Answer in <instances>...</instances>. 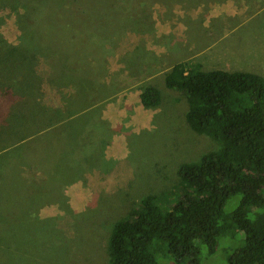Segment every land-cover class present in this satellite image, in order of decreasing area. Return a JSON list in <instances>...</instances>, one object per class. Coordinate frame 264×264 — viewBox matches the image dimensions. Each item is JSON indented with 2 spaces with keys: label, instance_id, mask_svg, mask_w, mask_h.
Here are the masks:
<instances>
[{
  "label": "rangeland",
  "instance_id": "1",
  "mask_svg": "<svg viewBox=\"0 0 264 264\" xmlns=\"http://www.w3.org/2000/svg\"><path fill=\"white\" fill-rule=\"evenodd\" d=\"M70 1L0 0V42L16 45L22 35L33 31L42 37L55 36L58 53L52 56L60 58L51 74L58 77L64 64L71 65L70 82L89 94L92 103H100L87 110L90 128L86 133L90 141L82 147L83 142L77 143V138L63 162L65 168L76 171L69 172V183L53 182L47 177L44 190L34 194L32 205L15 209L12 236L18 242L25 241L27 257L8 260L0 255V264H110L106 248L113 223L135 208L142 196L166 192L178 180L176 169L180 163L196 162L205 152L219 147L218 141L188 126L184 93L164 83V72L187 55L182 34L191 24L202 23L203 19L208 24L212 15L225 22L228 19L229 30L223 28L230 25L221 26L212 35L237 43L236 49L222 42L203 49L204 56L217 64L206 63L203 67L264 76V0L242 2V8L237 6L241 3L204 0L215 7L201 9L188 7L197 5L198 0H190L187 6L188 0ZM63 5L77 9L86 5L90 11L85 17L74 14L70 22V17L65 18L59 9ZM27 7L35 8L37 14L25 17ZM122 7L137 9V13H114V21V10ZM60 21L62 30L60 26L49 28ZM100 22L109 24L104 34L98 33L104 27ZM69 23H77L79 31H83L79 33L76 27L70 40L67 38L71 33H64ZM177 31L180 36L175 34ZM78 37L85 43L78 44ZM2 48L3 43L0 88L14 78L11 68L5 70L2 60L7 47ZM189 62L194 64V59ZM49 69L41 68L45 78ZM146 84L160 91V103L155 107L140 104V87ZM44 89L45 103L57 105L52 84L47 83ZM84 117L77 114L73 120L79 132L88 125ZM25 162L26 167L32 165L30 155ZM238 199L239 195L229 198L224 210L230 211ZM29 210L42 218L44 232H32ZM241 237L237 229L225 233L212 253H208L206 245H200L198 264H228L229 255L242 243ZM157 259L159 264H189L177 263L167 253Z\"/></svg>",
  "mask_w": 264,
  "mask_h": 264
},
{
  "label": "trees",
  "instance_id": "2",
  "mask_svg": "<svg viewBox=\"0 0 264 264\" xmlns=\"http://www.w3.org/2000/svg\"><path fill=\"white\" fill-rule=\"evenodd\" d=\"M59 9L70 22L74 14L85 17L90 11L86 5ZM124 11L132 16L137 13L134 8L115 9L114 21V13ZM32 13L37 14L30 7L25 17L31 18ZM61 23L49 28L62 30ZM100 23L104 27L98 33L104 34L109 24ZM69 25L64 32L71 33L67 39L74 38L76 27L83 32L77 23ZM54 38L33 31L22 35L16 45L0 42L1 50L7 47L2 61L8 69H2L11 68L14 77L0 88V255L8 260H24L29 252L25 241L12 236L15 209L29 208L34 194L44 190L47 177L69 183V172L76 171L65 168L63 162L77 138L82 147L90 141L87 110L100 105L70 82L71 65L64 64L58 77L51 74L60 58L52 56L58 51ZM78 38V44L85 43ZM40 66L50 68L46 78ZM47 83L52 84L57 105L45 103ZM164 83L184 93L188 126L218 141L219 147L196 162L180 163L178 180L166 192L142 196L135 208L113 223L106 248L109 263L159 264L157 256L167 253L177 263L198 264L200 245L212 253L222 235L237 229L242 243L229 255L228 264H264V76L241 70H204L180 61L164 72ZM138 97L145 108L160 103V91L153 84L141 86ZM77 114L88 119L81 132L73 126ZM29 155L32 165L26 167ZM236 195V205L225 211L226 201ZM29 211L32 232H44L42 218Z\"/></svg>",
  "mask_w": 264,
  "mask_h": 264
},
{
  "label": "crops",
  "instance_id": "3",
  "mask_svg": "<svg viewBox=\"0 0 264 264\" xmlns=\"http://www.w3.org/2000/svg\"><path fill=\"white\" fill-rule=\"evenodd\" d=\"M189 1L190 0L185 2L186 6L188 5ZM203 1L204 0H198L199 3L197 5L194 6L193 4H191L188 7L201 9V7L207 8L211 5V4L206 5L205 2H203ZM222 1H225V0H222ZM226 1L233 2V3L234 2L241 3V5H237L240 8L243 7L242 2L243 3L245 2V4H246V2H248V0H226ZM213 2L215 3V0ZM212 6L213 5H211L210 7H212ZM223 6L220 5L218 7L222 8ZM213 7H215V5ZM246 8L249 10L250 6L249 7L246 6ZM195 16L196 15L194 14L191 17H195ZM197 18H198V20H202V19H200L201 16H197ZM195 21H196V19H195ZM202 21H203L202 23L191 24L190 28L188 30L184 31L186 33L182 34L186 38V42H184V44H182V45L186 50L185 52H187L186 56H182V59H183L182 61H191L194 59L195 64H198V65L200 64L202 66V67H200L201 69L208 70V68L206 69L205 67H203V66H205L206 63L215 64V65H217V64H216V62L212 61L209 57L204 56L205 50H203V49L209 48L210 46H215L216 44H218L220 42H222L223 45H225V46H232L236 49L237 43H235L232 40H226L225 38H222V37L218 38L217 36L212 35V33H215L216 30H218L221 26L225 27L226 25H228V26L230 25L227 28H223V29L229 30V28L231 27V23L229 22L230 20L227 19L225 22V21L219 19V17H217L216 15H212V21L208 22V24L206 22L207 21L206 19H203ZM234 24L235 23H233L232 25H234ZM178 32L179 31L175 32V34L180 36V34ZM223 33L226 34L224 32V30H223ZM228 50H229V48H228ZM206 58H208L209 60H205ZM218 66L220 67V65H218ZM212 69H217V67L212 68ZM228 71H235V70H228Z\"/></svg>",
  "mask_w": 264,
  "mask_h": 264
}]
</instances>
